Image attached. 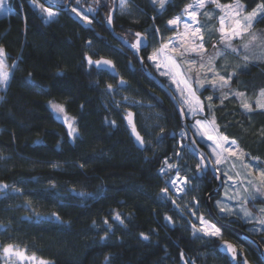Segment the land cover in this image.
<instances>
[{"label": "trees", "instance_id": "16d2710c", "mask_svg": "<svg viewBox=\"0 0 264 264\" xmlns=\"http://www.w3.org/2000/svg\"><path fill=\"white\" fill-rule=\"evenodd\" d=\"M132 2V14H114V30L129 43L135 41L136 32L147 33L149 46L142 55L155 73L147 60L156 46L154 29L159 28L166 40L175 32L167 27V20L180 15L193 0H170L164 10L150 0ZM243 2L250 10L259 0ZM73 6L93 23H84L69 9L45 23V15L31 0H12L11 9L0 15V46L6 51L5 63L13 66L0 99V184L9 186L7 195H0V248L11 243L26 257L48 264H232L219 250L221 242L229 240L250 262L264 264L256 248L230 229H223V240L197 239L165 220L174 216V208L161 197L169 177L159 169L175 152L180 115L167 94L143 73L136 55L108 29L112 0H101L99 5L94 0H79V4L74 0ZM89 6L95 11L89 12ZM255 27L264 29V21ZM87 55L111 59L118 77L89 65ZM252 68L258 69L260 78L245 88L249 96L264 85V62ZM120 79L127 81L125 86H119ZM108 84L130 86L132 95L154 102L163 113L164 132H158L156 146L140 150L135 145L124 121L126 109L107 100ZM49 101L64 105L65 113L75 119L78 136L67 134ZM214 111L223 134L264 160L260 135L264 112L249 118L234 98L215 105ZM110 121H116L115 125ZM208 176L209 171L203 175L206 183ZM213 184L209 181L207 190ZM248 205L256 211V205L264 206V197ZM204 210L207 214L205 204ZM117 212L126 227L111 220ZM221 218L253 234L264 246V232L254 234L249 223ZM104 219L110 220L114 230L101 240L107 228ZM142 232L148 240L140 236ZM4 263L0 253V264ZM233 264H240V258Z\"/></svg>", "mask_w": 264, "mask_h": 264}, {"label": "snow or ice", "instance_id": "6c2138e0", "mask_svg": "<svg viewBox=\"0 0 264 264\" xmlns=\"http://www.w3.org/2000/svg\"><path fill=\"white\" fill-rule=\"evenodd\" d=\"M31 2L49 20L58 15V12L54 11L52 7H46L43 3H39L38 0H31ZM100 2L101 0H94L96 5H99ZM150 2L160 10H164L170 0H150ZM76 3L79 4V0H76ZM4 5L5 0H0V9H3ZM210 6H214L215 9H218L223 14L217 15L214 11L208 10ZM119 8L122 13L131 14L133 10L132 0H119ZM71 11L82 21L88 24L93 23V20L84 15L78 8L72 7ZM88 11L92 12L95 9L89 6ZM201 15L209 21L217 19L219 26L215 27L210 25L206 28L199 19ZM185 16L190 19L187 21L184 20ZM226 21L228 22L227 26ZM261 21H264V0H259L250 10L243 0H232L228 4H223L220 0H193V3L185 5L180 15L172 17L166 22L168 27H172L176 31V37L167 38L166 42H162L159 48L154 49L147 56V60L152 62L154 67L159 71L162 67L159 58L164 56L171 65V69L175 71L176 76L183 77L179 81V84H182L183 87L178 88L181 100L180 114L183 117L192 116L194 123L190 127L195 130L194 135L210 142L208 145L211 149L210 153L201 152L198 147V141L195 139L191 141V145L187 146L188 153L198 156L195 171L191 172L189 170L191 174L185 173L182 175V165L179 162H170L172 158L166 157L163 161V166L159 169L161 174L169 177L166 180V185L174 188L177 195L184 196L195 187L193 185V179L199 178L201 175H206L211 170L216 174L214 175V179L219 180L221 177H226L227 179L222 181V183L227 184L228 181L233 182L232 188L226 190L225 198L227 200H237L239 204V207H233L225 204L224 200H218L216 201V207L219 212L226 216H235L237 219H243L246 222L254 220L257 224L264 227V207L258 209L259 214L254 213L246 207L247 204L255 201L257 196L264 197V160L245 152L240 148L236 139L230 138L220 131L221 126L217 123L212 95L205 97L204 100H201L200 96L197 95L200 89H205V85H208L214 92L220 93L216 97L220 102V106H223L225 100L234 98L238 102L240 109L249 118L251 114L257 111L264 112V87L259 88L250 97L246 91L233 89L232 82L238 75L237 71H227L224 66H221L218 70L216 66L217 60L226 58L230 54L239 55L241 51L245 53L242 57L244 64L237 65V68H246L251 60L264 58V30L257 31L255 29V26ZM107 23L109 25L113 24V17L110 13L107 15ZM181 24H183L184 28L183 33H180L178 30ZM159 33L160 29L155 28L153 34ZM206 33L209 39L214 34H218L215 42L211 44V48L213 49L211 54L208 53L205 46L207 43L205 38ZM134 35L135 41L130 44V47L139 55L148 36L146 32H136ZM125 43H128L126 38ZM254 47L260 49V56H255V54L250 56L247 54ZM170 53H175L176 56L181 58V63L188 65V67L181 70V64H178ZM190 53H195L197 59H189L188 55ZM5 60L6 51L0 46V88H6L9 82ZM86 60L89 65H103L115 71V65L109 59L101 58L93 60L90 56H87ZM141 63H143V58H141ZM160 74L162 76H170V73L167 71H162ZM170 79H172V83H177L174 77L170 76ZM119 83L126 84L127 81L121 79ZM193 84L196 85L195 88ZM106 87L109 91L113 89L112 84H108ZM124 100H128V97H124ZM49 103L52 110L58 115L65 113L63 104H57L51 101ZM136 103L139 102L137 101ZM119 106V103H117V107ZM206 112L207 114L205 115ZM198 115H201L202 118H196ZM133 116L134 114L132 112H126L124 119L127 121L130 134L135 138L140 147L144 148L148 145L149 141L145 138L146 133L142 134L138 129ZM64 122L68 125L67 134L69 136L75 137L79 135L78 129L70 122V118L67 115H64ZM110 123L115 125L116 121H110ZM163 132L164 129L162 128L161 133ZM260 135L264 138V129H261ZM180 136L182 140L187 139V134L184 130H181ZM182 140L177 141V147L174 152V156L180 157L181 159L183 158L185 149V144ZM225 166H228V170L226 171L223 170ZM80 167L83 168L84 165L81 164ZM173 172L174 176L171 175ZM8 187L7 184H0V195H7L6 190ZM14 191H19V189H14ZM160 191L164 194L165 198L171 199L176 207H180L176 199L170 194L168 186L161 188ZM230 191L232 193L231 195H229ZM80 195H85V193H80ZM192 202L193 206L189 208V211L199 221V225L196 223L191 225L193 236L201 239L202 237L199 234H202L205 237H215L223 240V232L220 228L209 223L203 215H197L200 201L193 196ZM111 220L126 227L124 219L118 212L111 217ZM165 220L174 224L170 216H166ZM95 223L93 221V225ZM103 223L107 228L103 236L100 237L101 240L107 239L109 233L114 230V225L109 219H104ZM140 236L144 240L149 239V236L143 232L140 233ZM224 246L225 250L231 254L233 260H236L238 255L242 253V249L238 251L237 246L231 242L224 241ZM0 253L5 258V264H10L11 257L25 258L24 252L17 245L11 243L0 248ZM181 259H183V253H181ZM105 260L108 261L109 257L106 256ZM40 264H48V262L41 260ZM242 264H249L246 257L243 259Z\"/></svg>", "mask_w": 264, "mask_h": 264}, {"label": "rangeland", "instance_id": "374dc122", "mask_svg": "<svg viewBox=\"0 0 264 264\" xmlns=\"http://www.w3.org/2000/svg\"><path fill=\"white\" fill-rule=\"evenodd\" d=\"M11 1L12 0H5L4 8L3 9H0V15L8 12L9 9H11ZM52 1H55V0H52ZM117 1H118L117 12H119L122 15L129 16L130 14H128V13H122L120 11V8H119V0H117ZM39 3H42V1L39 0ZM229 3H231V2H229ZM31 4H32V2H31ZM223 4H228V3H223ZM72 7H76V6H70L69 11L71 12V14H73L75 17H77L71 11V8ZM35 8H38V7H35ZM53 10L56 11V12H58V15L56 17L52 18L51 20H49L46 17V15H45V18H44L45 19V23H49L52 20H57L60 17L59 11L58 10H55V9H53ZM133 10H134V5H133ZM208 10L214 11L217 15L223 14V13H220V11L218 9H215L214 6H210ZM79 11H81V10H79ZM81 12L84 15H86V13H84L83 11H81ZM77 18L80 19L79 17H77ZM188 19H190V18L187 17V16L184 17V20L187 21ZM199 19H200L201 23L206 28L209 27L210 25L211 26H215V27H218L219 26L217 19H213V20L209 21L207 18H205L202 15L199 17ZM84 23H86V22H84ZM86 24H88V23H86ZM227 24H228V22L226 21V26H227ZM168 28H172V27H168ZM255 29L257 31L264 30V29H261V28H258V27H255ZM178 30H179L180 33H183V31H184L183 24H181L179 26V29ZM149 34H151V32H149ZM176 34L177 33L175 31L174 33H172V35L170 37L175 38L176 37ZM163 36L164 35L161 34V32L159 34H155V38H153V39H155V41H156V44H155L156 46L151 49V52L148 55H150L153 52L154 49L159 48L162 42H166L167 41V39L166 40L163 39ZM217 36H218V34H214L209 39V37H208V35L206 33L205 38H206L207 43H206L205 46H206L209 54H211L213 52V49L211 48V44L215 42ZM245 39H247V38H245ZM220 47H222V46H220ZM211 50H212V52H210ZM244 54L245 53H243V51H241V53L239 55L230 54L226 58H221V59L217 60V62H216V66H217V69L218 70L221 68V66H224L227 71H233V70L237 71L238 75H237V77L234 78V80L232 82V87H233V89H238L240 91H246L245 88H247L249 86H253V85L256 84L255 82H257L259 80L258 78H260V75L258 74L259 72H257L258 69H255L254 70V68H252V66L257 65L260 62H264V58H261V59H253V60H251L248 63V65H247L246 68H237L236 67L237 65H243L244 64V61H243V58H242ZM247 54H249L250 56L253 55V54H255V56H260L261 55V51H260V49L258 47H254L251 50V52H249ZM170 55L173 56V58L176 60V62L178 64H181V70H183L184 68L188 67V65L181 63V58L178 57V56H176L175 53H170ZM188 58L189 59H197L195 53H190L188 55ZM159 62L162 65V67L160 68L159 71L154 67V65L152 64V62H150V63L154 67L155 73L159 77L163 78L164 81L167 83V85L173 90V92L176 94V97L178 98V100L180 101V104H181L180 92H179L178 88H182L183 87L182 84H179L180 79H182L183 77L176 76L175 71L171 69V65L168 63V61L165 59L164 56H161L159 58ZM6 66H7V72H8L9 81H10L11 74H12L11 72L13 70V66L12 67H9L7 64H6ZM162 71L169 72L170 73V76L171 77H174L177 80V83H175V84L172 83V79H170V76H162L160 74V72H162ZM209 75H211V74L209 73ZM8 84H9V82H8ZM193 87L195 88L196 85L193 84ZM262 87H264V85ZM6 88H0V97H1V93L4 92L6 90ZM205 89H208V91L203 96H201L200 94H201V92L203 93V90L204 89H200L197 92V95L200 96L201 100H204L205 97H207L209 95H212L213 96V104L214 105L219 104L220 103L219 100L218 99H215V98L218 97L220 95V93L219 92H214L213 89L210 86H208V85H205ZM257 90L258 89H256L255 92ZM225 91H227V90H225ZM255 92L253 94H255ZM247 94H248V92H247ZM109 95L110 96L107 97V100L110 99V102H112L115 106H117V103H119L120 107H122L123 109L130 108L131 110H134V112L136 114L137 125L140 128V130L142 129L143 134L146 133L145 138H146V140L149 141L148 145L156 146L155 144H157L158 141H159L158 132L162 128H164L165 125H164L163 119H162L164 117V115L157 108V106L155 105V103L154 102L152 103V102H149V101H145L144 99H141L142 97H140V96L137 97V96L132 95L130 86H128V87H120V88L119 87L117 88V86L116 87H113V89L109 92ZM124 97H128V100H124ZM250 97H252V96H250ZM137 101L139 103H136ZM205 103H207V102L205 101ZM57 104H60V103H57ZM214 110H215V108H214ZM54 114L56 115V117L60 121L63 122V124L66 125L67 129H68V125L64 122V115H67V117L70 118V122L77 128L76 123H75V119L71 115H69L67 113L59 114L58 115L55 112H54ZM205 115H206V113H205ZM185 118H187L189 120V127H190L194 123L193 117L189 115V116H187ZM196 118H202V116L201 115H198ZM181 130H184L185 131V129L183 127L182 128H179L178 134H177L178 135L177 141H181L182 140V138L180 136ZM190 130H191L192 134L194 135V131L195 130L192 129L191 127H190ZM72 138H75V137H72ZM195 138L197 139L198 142H201L206 147L205 150L208 153H210L211 149L208 147V145H209L210 142H208V141H206L204 139H201L198 136H195ZM182 142L185 144L183 158L181 159L180 157H176V156H174V153H173L171 156H169V157L172 158L170 160V162H179L182 165V168H181V174L182 175L185 174V173L191 174V172H194L195 171V164H196V162L198 160V156H194V155L188 153L187 146L191 145L190 142L188 141V139H183ZM176 147H177V144L175 145V149L174 150H176ZM189 170H191V172ZM223 170H225V171L228 170V166H225V168ZM171 175L174 176V172ZM226 179H227L226 177H222V180L223 181L226 180ZM209 181H210V183L211 182H214V184H213V187L212 188H210V189L207 190V187L209 186L208 185ZM207 182L208 183H206V180L203 177V175H201L199 178L193 179V185H195V187L192 188L188 192V194L187 195H184V196L177 195L174 188H172L170 185H166V186L169 187L170 194L176 199L177 204L180 205L179 208L176 207L172 203L171 199L165 198L164 197V194L161 193V197L163 199L170 200L171 203H172V206L174 208V213H172L174 216L172 217V219H173L174 223L175 224H178L179 226H181L184 229L188 230L190 232L189 234H191L192 236H193V230H192V226L191 225L193 223H196L197 225H199V221L196 219V217L192 216L191 213H190V211H189V208H191L193 206V202H192V197L193 196H195L200 201L199 208L197 210V215H203L204 218L209 223L216 225V227L220 228L222 230V232H223V229L221 227H219L217 224H215L208 217V215L205 213V210H204V204H205V202H203V201L205 200V196H206V194L210 190H212L216 186L215 183H217L216 180L212 178V175L211 176H208ZM206 184H207V186H206ZM232 184H233L232 181H228L227 184H224L223 183V188H222L221 194L218 195V197L217 196H214L212 198V202H213V206H214L215 212H217L221 216L222 215L223 216H226V215H224V214H222V213L219 212V210L216 207V201H218V200H224L225 204H227V205H230V206H233V207H239V204H238V201L237 200H227L225 198V192H226V190L232 188ZM231 194L232 193L230 191L229 192V195H231ZM260 197H262V196H257V198H260ZM246 207H248L251 210L250 205L247 204ZM261 207H264V206L256 205V209H254L256 211H253V210L252 211L254 213L259 214L258 213V209L261 208ZM227 217L233 218V219H237L235 216H227ZM238 220H240L241 222H244V223H249L248 229H249L250 232H252L254 234H259V233L264 232V227H262L261 225L257 224L254 220L251 221V222H246L243 219H238ZM199 235H201L202 238H205V239L209 238L210 239V237L202 236V234H199ZM223 237H224V233H223ZM213 238H215V237H213ZM238 243H239L240 247H242V248L244 247L241 244V242L238 241ZM245 249H246V247H245ZM24 257L25 258H23V259L17 258V257H11L10 258V264H40V261L41 260L32 259V258L26 257V254L25 253H24Z\"/></svg>", "mask_w": 264, "mask_h": 264}, {"label": "water", "instance_id": "95a60500", "mask_svg": "<svg viewBox=\"0 0 264 264\" xmlns=\"http://www.w3.org/2000/svg\"><path fill=\"white\" fill-rule=\"evenodd\" d=\"M42 3L47 6V7H52L53 9L55 10H58L59 12L61 11H67L69 8H70V5L72 3L73 0H67L66 3L64 4H61L60 3H57L55 1H52V0H41ZM112 3H113V7H112V11H111V15L113 17V21H114V14H116V11H117V8H118V1L117 0H112ZM108 26V29L110 30V32L112 33L113 36H116V38L125 46L127 47L130 51H132L138 58V62H139V67H141L143 73L149 78L151 79L155 85L161 89L162 91H164L167 96L169 97V99L171 100V102L173 103L174 105V108L177 110V112L179 113L180 115V118H181V122H182V127L185 129L186 131V134H187V139L188 141L190 142L191 144V141L193 139L197 140L195 138V136L192 134L191 130H190V127H189V124H188V121H187V118L181 116L180 112H181V104H180V101L178 100V98L176 97V94L173 92V90L167 85L166 82H164L162 80L161 77H159L157 74H155L149 67H148V64L146 63L145 61V58L143 57L142 55V51L144 49L147 48V46H149V40L147 38V40L144 42V45L139 53V55H137L136 51L134 49H132L130 47V44L131 43H125V39L124 38H121L117 33L116 31L114 30V26L113 24L112 25H107ZM89 56V55H87ZM86 56V57H87ZM91 57V56H90ZM92 58V57H91ZM104 59H109V58H105V57H102ZM141 58H143V63H141ZM86 59V58H85ZM93 59V58H92ZM101 59V58H99ZM93 60H97V59H93ZM111 60V59H109ZM112 61V60H111ZM113 62V61H112ZM114 64V62H113ZM115 65V64H114ZM95 67V69H98V70H103V71H107L108 73H110L112 76L114 77H118L119 75V72L115 66V71H112L110 70L107 66H96V65H93ZM121 80V79H120ZM119 80V81H120ZM124 80V79H123ZM126 81V80H125ZM126 84H120L119 83V86H125ZM126 112H132L134 114L133 116V119L136 123V119H135V112L131 109H126L125 110V113H124V117L126 115ZM124 121L127 123V121L124 119ZM132 136V135H131ZM133 140H134V143L135 145L140 149V150H145L146 146L144 148H141L140 145L136 142L135 138L132 136ZM198 147L200 149L201 152L203 153H208L205 149H203V147L199 144L198 142ZM211 175H212V178L214 179V175H216L213 171L209 170ZM216 180V186L210 190L206 196H205V200L203 202H205V205H206V212H207V215L208 217L215 223L217 224L219 227H221L222 229H230V231L232 230V232H235L236 234L240 235L242 238L246 239L247 241H249L255 248L256 250L260 253L262 259L264 260V246L262 245V243L251 233L241 229L240 227L232 224V222H229V221H225L221 218L220 214H218L217 212H215V209H214V206H213V202H212V198L214 196H218L221 194L222 192V188H223V183H222V177L221 179ZM225 241H228V242H231L233 243L232 241H229V240H225ZM234 245H236L235 243H233ZM237 246V245H236ZM238 248V246H237ZM219 250L222 252V254L226 255L229 259V261L233 264V263H236L238 261V259L240 258V264H242L243 262V259L246 257L249 264H253L252 262H250V260L248 259V257L246 256V254L244 253V251L242 250V253L240 255H238L237 259L236 260H233L232 257H231V254L228 253L226 250H225V246H224V241L221 242L220 246H219ZM238 251L239 248H238Z\"/></svg>", "mask_w": 264, "mask_h": 264}, {"label": "flooded vegetation", "instance_id": "af4514ba", "mask_svg": "<svg viewBox=\"0 0 264 264\" xmlns=\"http://www.w3.org/2000/svg\"><path fill=\"white\" fill-rule=\"evenodd\" d=\"M66 1H67V0H55V2L60 3V5L66 3ZM73 1H74V0H73ZM73 1H72V3H71L70 6H73ZM61 12H62V11H61ZM59 13H60V12H59Z\"/></svg>", "mask_w": 264, "mask_h": 264}, {"label": "bare ground", "instance_id": "6f19581e", "mask_svg": "<svg viewBox=\"0 0 264 264\" xmlns=\"http://www.w3.org/2000/svg\"><path fill=\"white\" fill-rule=\"evenodd\" d=\"M116 13H117V11H116ZM115 17V16H114ZM148 40H149V38H148ZM135 119H136V117H135ZM218 197V196H217Z\"/></svg>", "mask_w": 264, "mask_h": 264}, {"label": "crops", "instance_id": "0c3cea01", "mask_svg": "<svg viewBox=\"0 0 264 264\" xmlns=\"http://www.w3.org/2000/svg\"><path fill=\"white\" fill-rule=\"evenodd\" d=\"M210 52H212V50Z\"/></svg>", "mask_w": 264, "mask_h": 264}]
</instances>
